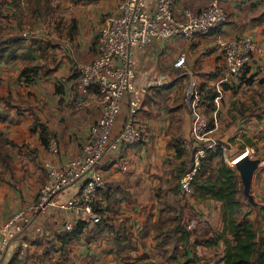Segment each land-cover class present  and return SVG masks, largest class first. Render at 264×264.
I'll list each match as a JSON object with an SVG mask.
<instances>
[{
	"label": "crops",
	"instance_id": "0c3cea01",
	"mask_svg": "<svg viewBox=\"0 0 264 264\" xmlns=\"http://www.w3.org/2000/svg\"><path fill=\"white\" fill-rule=\"evenodd\" d=\"M212 1L224 9L226 19L209 34L152 40L134 50V82L146 87L142 109L136 114L142 140L105 153L100 171L106 183L97 195L102 221L84 222L72 234L78 220L68 207L37 216L29 225L18 222L3 228V224L33 200L45 181V164L60 165L74 157L98 119L100 105L93 92L81 110L74 109L75 69L95 56L98 32L120 0H0V245L9 239L1 264H134L146 260L177 264L166 254L172 240L183 242L181 230L188 233L187 243L221 231L220 202L174 188L186 155L177 157L175 145L181 139L184 147L189 142L194 114L210 121L212 130L205 138L213 143L249 134L248 126L257 116H264V1L176 0L175 11L202 9ZM154 2L148 0L150 9ZM50 3L56 4L50 20L53 27L40 30L42 17L50 19L45 16ZM241 36H252L259 51L245 79L225 81L219 73L223 63L219 43ZM15 39L31 48L43 41L42 56L36 55L40 49L32 50L29 57L14 50V58L2 56ZM180 52L186 54L182 73L173 66ZM190 78L214 93L196 109L184 100ZM254 102L260 104L252 108ZM127 104L123 98L111 141L122 127ZM42 128L47 142L56 141L57 153L42 143ZM243 185L248 191H264V171L258 178L250 172ZM158 188L161 191H155ZM73 192L64 190L59 201L68 200ZM159 192L160 198L156 197ZM166 211L175 218H166ZM252 213L242 215L251 220ZM263 214L260 209L259 215ZM222 246L218 241L198 247L196 253L211 261L214 254L222 257Z\"/></svg>",
	"mask_w": 264,
	"mask_h": 264
},
{
	"label": "built area",
	"instance_id": "2783aa9c",
	"mask_svg": "<svg viewBox=\"0 0 264 264\" xmlns=\"http://www.w3.org/2000/svg\"><path fill=\"white\" fill-rule=\"evenodd\" d=\"M264 1V0H263ZM176 0H155L154 8L148 7V0H120L114 12L108 14L96 39L95 56L76 67L75 110L85 106L86 97L95 93L100 105L98 119L90 125L87 140L80 145L76 155L60 165L46 163L45 181L39 187L33 200L9 217L3 228L16 223L29 225L37 216L50 215L67 207L77 215L78 222L100 224L102 214L97 205L98 192L105 187L101 174L102 161L108 149H120L142 140V131L137 124L136 114L143 106L146 87L136 86L134 79V50L149 44L152 40H169L178 37L206 35L221 25L226 19L224 9L215 1L202 9L182 7L175 11ZM222 65L219 70L225 81H241L259 47L252 36H241L219 43ZM173 66L179 73L186 67V54L180 52ZM209 86L201 89L195 78H190L184 90L185 102L196 109L210 91ZM127 99V112L116 138L110 135L120 112L121 101ZM210 121L194 114L191 121V137L184 148H190L191 166L179 179L180 191L187 194L192 189V181L200 169L206 155V148L213 142L205 136L210 129ZM49 151L57 153L55 140L48 142ZM242 153V152H241ZM240 153V154H241ZM244 153V152H243ZM253 170L264 169V157L253 158ZM233 155L228 164L237 166ZM74 192L66 201L59 196L66 189ZM1 227V225H0ZM69 225V230H72ZM9 239H3L0 247V264L4 258Z\"/></svg>",
	"mask_w": 264,
	"mask_h": 264
},
{
	"label": "rangeland",
	"instance_id": "374dc122",
	"mask_svg": "<svg viewBox=\"0 0 264 264\" xmlns=\"http://www.w3.org/2000/svg\"><path fill=\"white\" fill-rule=\"evenodd\" d=\"M56 4L50 3L48 6V9L46 8V13L45 16H49V20L48 17H42L41 21L39 22L38 27H40V30H45L48 27H53L50 21L51 19H54L53 16V10L55 8ZM46 7V6H45ZM45 7H44V11H45ZM49 21V22H48ZM48 22V25H46L45 23ZM41 33V32H40ZM33 42V41H32ZM42 42V44H41ZM36 47L31 48V46H26L24 41H18L17 39H15V41L12 40V45L8 44L7 52L10 50H14L16 51V53H18L21 56H32L33 52L32 50L35 52V50L40 49V52L37 53L36 55L38 56H42V49L44 47V43L43 41L38 40L35 43ZM5 52V54L7 53ZM186 89V87H185ZM184 89V90H185ZM185 100V98H184ZM258 104H260L259 102H254V104L252 105V108H255L256 106H258ZM259 115V114H258ZM263 120V122H262ZM34 126L36 125L35 123L33 124ZM248 131L249 134H241L238 138L235 137H227L225 139L220 138V139H215V142L213 144L212 148H206V149H211V150H216L217 147L221 146L222 147V153L215 157L212 162L209 164L211 167V169H215L218 166H220V164L222 162H225L228 166H230L228 164L229 159L231 157H233V155L236 154H240L241 152H245L247 151L248 154L250 153L251 156L254 158H261L264 157V116H257L256 120L253 121L252 124H250V126H248ZM212 130V128L209 129V131ZM209 131H207L206 135L209 133ZM179 139V138H178ZM183 145V141L182 139L180 141H177V145H175V147H180L183 150V154L185 155V160H183L182 162H180V173H185L186 171L189 170L190 166H191V154H190V148H184ZM176 151V149H175ZM241 155V154H240ZM239 156V155H238ZM248 158L250 157L249 155L247 156ZM241 158V159H240ZM244 158L243 162L246 160L244 156H240L239 160L237 161V163H240L241 160ZM242 162V163H243ZM205 166H208L207 163L205 164ZM232 167V166H230ZM236 170L237 172V177H236V184H237V193H238V198L241 203V205L243 206L241 211V216L242 213H244L245 211H254L253 214V218L250 220L253 225L255 230L257 231L258 235H262V233L264 232V214L263 215H259V211L260 209L264 210V191H252L249 190L244 187L243 185V174L240 168L237 167H232ZM244 169H249V162L244 166ZM178 170V169H177ZM264 170H251L250 172L252 173V175L254 176L255 174H257V178L260 176V173H262ZM214 179L215 178V173L214 171H208V172H201L199 173L198 177L196 178V181H200V179ZM197 185L193 183L192 185V191H190L192 193V195L195 196H199V192L197 189ZM174 188L177 189L179 192L180 188H179V183L176 182V184L174 185ZM155 191H161L160 188L156 189ZM182 193V192H181ZM190 193V194H191ZM159 194V195H158ZM184 194V193H183ZM160 196L162 197V193H156V197L160 198ZM201 198H205V197H201ZM185 205L187 206L188 202H187V198H186V202H184ZM168 211H166L167 213ZM166 213H163V215L166 218H170V215L173 216V218H175V214H168L166 215ZM169 215V216H168ZM182 218V215L181 217ZM212 238V237H211ZM207 239V238H206ZM205 239L204 238H196V240L193 241H189L188 243H180L179 241H175L172 240L168 247H167V254L166 256L168 257V259L172 260L174 263H183V264H218V262L220 261V254H214V257L211 258V261H208L206 259V256H203L201 254H197L196 251H198V247L202 248V246L204 247H208L205 246L203 244V241ZM223 247V246H222ZM202 250V249H201ZM217 251V250H216ZM218 252H220L218 250ZM163 256H165L163 254ZM133 264V263H132ZM134 264H150L149 261H141L138 263H134Z\"/></svg>",
	"mask_w": 264,
	"mask_h": 264
},
{
	"label": "trees",
	"instance_id": "16d2710c",
	"mask_svg": "<svg viewBox=\"0 0 264 264\" xmlns=\"http://www.w3.org/2000/svg\"><path fill=\"white\" fill-rule=\"evenodd\" d=\"M5 52H7L6 49ZM5 52H2V56L6 58L16 56L13 50L8 51L6 54ZM25 72L22 71V74ZM245 78L246 75L244 74L243 79ZM206 97L213 98L214 93L210 90L205 95ZM46 135L45 128H42L40 136L42 143L45 145L48 144ZM221 153V146L217 147L216 150L206 149L205 158L202 160L200 169L192 181V185L194 183L198 186L196 191L198 190L200 197L212 198L221 203L222 229L216 232L212 238L205 239L203 244L213 246L218 241H222L223 255L220 260L223 264H264V234L258 235L253 223L246 216H241L240 201L237 196L236 170L225 162H222L214 170L209 167L212 160ZM182 155L183 150L176 146V156L180 157ZM206 163L208 166H205ZM208 171H214V179L196 181L199 173ZM183 174L184 172L177 174L178 183ZM82 226L83 222H77L71 231L72 234L78 232ZM177 230L178 228L175 229V231ZM183 234V242L187 243L188 233L185 229L181 230L182 237ZM177 264L183 263L179 262Z\"/></svg>",
	"mask_w": 264,
	"mask_h": 264
},
{
	"label": "water",
	"instance_id": "95a60500",
	"mask_svg": "<svg viewBox=\"0 0 264 264\" xmlns=\"http://www.w3.org/2000/svg\"><path fill=\"white\" fill-rule=\"evenodd\" d=\"M248 162H249V169L247 170V169H244V166ZM236 167L241 169L242 174H243V176H244L245 179H248V177L250 175V171L253 170V169H251V167H252V161H249L247 159L243 163H238Z\"/></svg>",
	"mask_w": 264,
	"mask_h": 264
},
{
	"label": "bare ground",
	"instance_id": "6f19581e",
	"mask_svg": "<svg viewBox=\"0 0 264 264\" xmlns=\"http://www.w3.org/2000/svg\"><path fill=\"white\" fill-rule=\"evenodd\" d=\"M241 155L244 156L245 159L247 158V154H246L245 152H244V153L242 152ZM241 155H239V156L236 157V161L239 160V157H240Z\"/></svg>",
	"mask_w": 264,
	"mask_h": 264
}]
</instances>
